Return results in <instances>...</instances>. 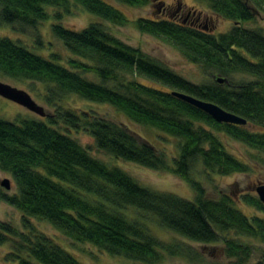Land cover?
<instances>
[{"label":"trees","instance_id":"obj_1","mask_svg":"<svg viewBox=\"0 0 264 264\" xmlns=\"http://www.w3.org/2000/svg\"><path fill=\"white\" fill-rule=\"evenodd\" d=\"M197 1L205 2L213 15L231 20L230 29L214 34L210 26L174 13L161 0H0V24L30 35L40 46L41 23L70 15L74 7L124 26L128 19L118 3L134 8L152 5L153 17L136 18L138 31L170 45L206 77L199 83L188 81L123 42L101 23H90L80 30L59 22L50 25L52 36L69 53L65 64L58 62L61 59L56 53L44 58L0 36V77L40 84L42 96L40 92L36 95L52 108L45 116L47 121L0 118V170L15 185L12 193L0 186V201L19 210L28 229L20 232L0 220V245L15 237L6 260L82 264L28 221L37 218L74 243L90 244L136 264H162L164 254L191 258L185 240L211 247L222 244L229 259L226 264H264V204L256 192L241 194L240 200L263 216L244 214L227 194L208 197L191 174L197 164L220 176L251 171L247 161L227 151L218 134L244 144L264 161V31L246 26L257 17L264 18V0ZM47 7L56 11L51 14ZM213 75L227 82L218 83ZM175 91L213 102L245 119L246 124L217 122L173 95ZM70 95L109 104L134 123L176 137L177 157L168 163L163 151L124 124L71 106L66 101ZM72 130L89 134L98 151L115 159L169 171L190 186L194 198L188 200L139 184L122 168L91 155L70 136ZM141 216L152 217L181 242L164 244Z\"/></svg>","mask_w":264,"mask_h":264},{"label":"rangeland","instance_id":"obj_2","mask_svg":"<svg viewBox=\"0 0 264 264\" xmlns=\"http://www.w3.org/2000/svg\"><path fill=\"white\" fill-rule=\"evenodd\" d=\"M161 1H163V4L166 5L171 11H175V9L178 7L183 6L184 13L181 14V16H185L187 10H193V13L195 12L194 14L201 15L200 21L197 23L210 26L214 34L226 31L233 25L231 20L219 18L216 15H213L207 9L205 2H200L197 0ZM118 5L128 19V22L124 26L114 25L103 20L95 14L86 12L78 6L73 8V12L70 15H64L59 20L51 17L41 23L39 26V33L43 40L42 46L36 44L30 35L17 33L13 31L8 25L0 24V36L10 38L15 42H19L28 50L44 58L50 59V55L52 53H56L61 59V61L58 62L65 64V58L69 56V53L63 47V45L52 36L50 25L54 22H59L64 27L71 30H80L90 23H101L108 32L117 36L123 42L141 49L148 56L170 68L172 71L184 77L188 81L194 83L205 81L206 77L201 73L200 69L195 64L184 59L170 45L155 37L143 34L138 31L135 25L136 18L153 17L154 9L152 5L142 8L129 7L119 3ZM47 11L52 14L56 11V8L47 7ZM193 20V17H191V21ZM246 26H257L262 28L264 31V18L257 17L254 22L246 23ZM84 76L94 81L98 80L97 77L92 74H84ZM0 81L25 90L38 105L43 107L46 115L52 113V108L46 105L41 97L42 86L40 84L17 82L5 77H0ZM140 81L159 87L158 84L152 83L145 79H140ZM37 92H40L41 96H37ZM66 101L73 107L79 108L81 110H92L110 120L124 124L128 129L149 142L155 149L163 151L168 163H171L172 158L177 157L178 155L177 144L179 140L176 137L169 136L168 134H165L154 127L134 123L122 112L118 111L109 104L88 101L79 98L76 95L68 96ZM0 118L9 121H14L17 118H37L42 121H47L46 117H41L22 105L2 96H0ZM69 134L71 137L77 139L81 145L88 148L91 155L99 158L101 161L110 166H118L122 168L139 184L152 190L172 193L188 200H192L194 198V192L190 186L185 181L170 173L169 171L148 169L133 162L115 159L109 155H106L95 148L92 137L84 131L72 130ZM218 135L221 137L227 151L235 155L240 160L247 161L251 166V171L248 173H233L226 176H220L206 172L202 165L197 164L191 173L193 178L202 184L208 197L217 198L221 194H227L233 198L236 208L241 210L244 214H257L263 216V214L256 212L252 207L245 205L240 200V195L244 193H255V186L258 184H264V161L260 160V155H256V153H253L254 155H252L250 150L244 144L233 140L232 138L226 137L223 134ZM5 178L9 179V189L6 191L9 193L14 192L15 185L11 177L7 173L0 170V182ZM2 189L4 190L5 188L2 187ZM130 213L134 216L140 217V214L137 211L130 210ZM22 216L23 215L19 210L0 201V220L12 224L20 232H25L28 229L23 225ZM141 218L148 223L151 232L164 244H177L181 242L180 237L168 230L159 227L152 217L141 216ZM28 221L37 231H40L51 237L57 244H59L68 252L72 253L82 264L137 263L136 261L128 259L124 256L110 255L104 251L98 250L96 247L90 244L74 243L73 241L62 236L45 220L28 218ZM14 241L15 237L10 236V238L5 243L0 245V264H18L17 261H8L5 259L6 254L11 251ZM183 242L189 246L191 255L193 257L188 258L185 256L164 254L162 264H226L229 261V259H227L223 253L222 244L211 247L187 240Z\"/></svg>","mask_w":264,"mask_h":264},{"label":"water","instance_id":"obj_3","mask_svg":"<svg viewBox=\"0 0 264 264\" xmlns=\"http://www.w3.org/2000/svg\"><path fill=\"white\" fill-rule=\"evenodd\" d=\"M212 79H214L218 83L227 82V79L220 75H213ZM173 95L206 112L217 122H225L236 125L246 124L245 119L222 109L220 106L213 102L201 100L178 91L173 92ZM0 96L22 105L23 107L41 117L46 116L43 107L38 105L30 96V94L23 89H19L8 83L0 81ZM0 185L5 189H9V179H3L0 182ZM254 191L256 192L259 200L264 204V184H258L257 186H255Z\"/></svg>","mask_w":264,"mask_h":264},{"label":"flooded vegetation","instance_id":"obj_4","mask_svg":"<svg viewBox=\"0 0 264 264\" xmlns=\"http://www.w3.org/2000/svg\"><path fill=\"white\" fill-rule=\"evenodd\" d=\"M183 7H178L177 9H175V12L174 13H180V14H183ZM186 14V17L190 19L191 21V17H193V21H195L196 23L198 21H200V18H201V15H198V14H194L193 12H191V9L187 10V12L185 13Z\"/></svg>","mask_w":264,"mask_h":264}]
</instances>
